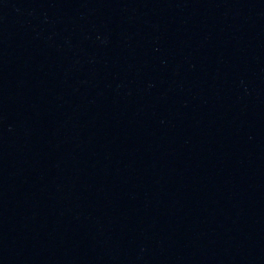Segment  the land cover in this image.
<instances>
[{
  "label": "water",
  "instance_id": "water-1",
  "mask_svg": "<svg viewBox=\"0 0 264 264\" xmlns=\"http://www.w3.org/2000/svg\"><path fill=\"white\" fill-rule=\"evenodd\" d=\"M0 264H264V0H0Z\"/></svg>",
  "mask_w": 264,
  "mask_h": 264
}]
</instances>
